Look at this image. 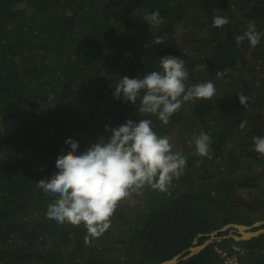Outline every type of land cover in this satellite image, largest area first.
Masks as SVG:
<instances>
[{"label":"trees","instance_id":"obj_1","mask_svg":"<svg viewBox=\"0 0 264 264\" xmlns=\"http://www.w3.org/2000/svg\"><path fill=\"white\" fill-rule=\"evenodd\" d=\"M156 10L151 27L143 17ZM214 16L230 22L215 28ZM252 21L264 32V0H0V264H159L228 223L263 221L264 156L253 138L264 137V37L256 47L235 40ZM168 55L184 60L187 86L212 81L216 95L184 102L164 124L114 91L122 76L160 71ZM146 118L187 157L168 191L131 193L98 237L47 218L55 197L36 182L58 171L66 138L83 152L111 135L105 126ZM201 132L211 158L196 154ZM228 234L176 264H226L218 249L264 264V233Z\"/></svg>","mask_w":264,"mask_h":264},{"label":"clouds","instance_id":"obj_2","mask_svg":"<svg viewBox=\"0 0 264 264\" xmlns=\"http://www.w3.org/2000/svg\"><path fill=\"white\" fill-rule=\"evenodd\" d=\"M143 20L151 27L161 23L160 11L145 15ZM229 22L227 17L214 16L213 27L223 28ZM262 37L264 32L257 31L256 24L252 21L243 34L235 36V40L240 45L247 39L252 47H256ZM161 43H164L162 37L153 40V44ZM160 68V71L146 72L135 78L122 76L115 87L114 97L133 104H137L139 100V112L143 116H156L164 124H168L184 102L207 100L216 95L212 81L187 86L189 73L181 58L163 56ZM216 74L223 76L226 73L217 71ZM239 98L246 107L243 96L239 95ZM152 123L150 118L142 119L139 123L129 119L115 128L105 126L111 135L107 138L101 136L98 142L92 143L83 152L77 151V139L66 138L65 143L70 150L58 155V171L50 179L36 182L37 187L45 194L55 197L47 207V218L74 226L83 224L90 236L98 237L109 227L118 202L131 193L139 192L146 186L167 192L173 179H179L182 175L187 157L181 152H174L169 138L159 136L153 130ZM245 124L244 121L240 123L241 129ZM253 139L254 150L264 156V137L257 136ZM211 142L210 135L201 132L195 139L196 154L211 158ZM219 231L230 232L229 229ZM217 234L205 243L220 239ZM230 234L231 232L228 235ZM85 243H89V236L85 237ZM235 248L238 249L237 246ZM218 250L226 264L229 257L236 256H229L226 251Z\"/></svg>","mask_w":264,"mask_h":264},{"label":"water","instance_id":"obj_3","mask_svg":"<svg viewBox=\"0 0 264 264\" xmlns=\"http://www.w3.org/2000/svg\"><path fill=\"white\" fill-rule=\"evenodd\" d=\"M263 222H264V220L263 221H256L255 223H253L251 225L240 224V223H228L225 226H223L222 228H220L219 230L229 229L231 234L228 236H231L235 240H238V241L239 240H247V239H250L252 237L258 236L261 233H264V229H259V228L256 229L255 228L257 225H259ZM217 232H218V230L212 232L211 236L215 237ZM205 244L192 246L189 248L188 251L185 250L182 253H179L170 259H166L159 264H176L179 261H181L182 259H186V258L194 255L195 253L199 252L205 246Z\"/></svg>","mask_w":264,"mask_h":264},{"label":"rangeland","instance_id":"obj_4","mask_svg":"<svg viewBox=\"0 0 264 264\" xmlns=\"http://www.w3.org/2000/svg\"><path fill=\"white\" fill-rule=\"evenodd\" d=\"M257 58H255L254 57V62H255V64H257L258 63V60H256ZM234 131H236V128L234 129ZM174 141H176V139H173ZM241 190V192L243 193H245V190H242V189H240ZM240 192V191H239ZM255 228H259V229H264V222L263 223H261V224H259V225H257ZM225 230H227V229H225ZM230 233V232H229ZM227 264H238V257L237 256H231V257H229L228 259H227Z\"/></svg>","mask_w":264,"mask_h":264}]
</instances>
